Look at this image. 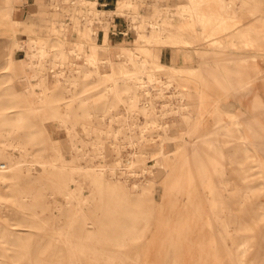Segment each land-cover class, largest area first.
<instances>
[{
  "label": "rangeland",
  "instance_id": "1",
  "mask_svg": "<svg viewBox=\"0 0 264 264\" xmlns=\"http://www.w3.org/2000/svg\"><path fill=\"white\" fill-rule=\"evenodd\" d=\"M26 1L0 0V264H264V0Z\"/></svg>",
  "mask_w": 264,
  "mask_h": 264
},
{
  "label": "crops",
  "instance_id": "2",
  "mask_svg": "<svg viewBox=\"0 0 264 264\" xmlns=\"http://www.w3.org/2000/svg\"><path fill=\"white\" fill-rule=\"evenodd\" d=\"M35 2L30 3L28 0L26 3L23 4H18L16 6V11H15V20L19 22H24L27 20V18L34 13L35 11H38V6L35 5ZM0 30H3L2 27H0ZM112 30V27H111ZM110 30V32H111ZM111 37V36H110Z\"/></svg>",
  "mask_w": 264,
  "mask_h": 264
},
{
  "label": "bare ground",
  "instance_id": "3",
  "mask_svg": "<svg viewBox=\"0 0 264 264\" xmlns=\"http://www.w3.org/2000/svg\"><path fill=\"white\" fill-rule=\"evenodd\" d=\"M3 20H4V19H3ZM18 22H19V21H18ZM13 166H14V165H13ZM13 166H12V167H13ZM5 168H6V166H5ZM4 171H9V169H8V170H4ZM3 176H4V175H3ZM18 176H19V175H18ZM4 258H5V257H4ZM6 259H7V258H6Z\"/></svg>",
  "mask_w": 264,
  "mask_h": 264
},
{
  "label": "built area",
  "instance_id": "4",
  "mask_svg": "<svg viewBox=\"0 0 264 264\" xmlns=\"http://www.w3.org/2000/svg\"><path fill=\"white\" fill-rule=\"evenodd\" d=\"M6 165H2V168H5Z\"/></svg>",
  "mask_w": 264,
  "mask_h": 264
}]
</instances>
